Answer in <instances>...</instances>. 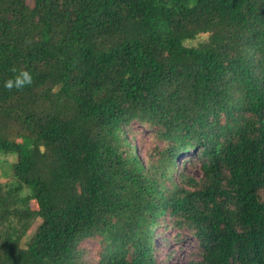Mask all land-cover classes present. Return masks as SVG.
Instances as JSON below:
<instances>
[{
	"label": "trees",
	"instance_id": "1",
	"mask_svg": "<svg viewBox=\"0 0 264 264\" xmlns=\"http://www.w3.org/2000/svg\"><path fill=\"white\" fill-rule=\"evenodd\" d=\"M9 159L0 264H163L166 212L200 264H264V0H0Z\"/></svg>",
	"mask_w": 264,
	"mask_h": 264
},
{
	"label": "rangeland",
	"instance_id": "2",
	"mask_svg": "<svg viewBox=\"0 0 264 264\" xmlns=\"http://www.w3.org/2000/svg\"><path fill=\"white\" fill-rule=\"evenodd\" d=\"M207 39V35L202 36V40ZM193 44H198V40H195ZM153 129L154 127H148L137 121H134L130 126L128 136L133 137L132 142L136 147V152L143 159H145V152L158 143L153 138ZM186 158H193L195 160L194 164L187 166L188 174L200 178L201 169L195 153L191 151L183 154L179 157L178 163L181 165L182 161ZM10 163V159L8 162L0 160V178L4 183H11ZM20 193L28 195L26 190H22ZM172 221H174V218H170L168 212L158 219L153 237V248L157 260L163 264H200L197 238L186 227L177 229L173 226Z\"/></svg>",
	"mask_w": 264,
	"mask_h": 264
},
{
	"label": "clouds",
	"instance_id": "3",
	"mask_svg": "<svg viewBox=\"0 0 264 264\" xmlns=\"http://www.w3.org/2000/svg\"><path fill=\"white\" fill-rule=\"evenodd\" d=\"M32 82L31 75L26 71H21L14 78L4 81L3 87L6 89H20Z\"/></svg>",
	"mask_w": 264,
	"mask_h": 264
}]
</instances>
